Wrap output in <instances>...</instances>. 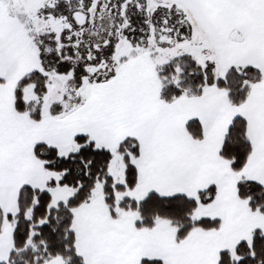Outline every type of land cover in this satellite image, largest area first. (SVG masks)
Segmentation results:
<instances>
[{
    "label": "snow or ice",
    "instance_id": "6c2138e0",
    "mask_svg": "<svg viewBox=\"0 0 264 264\" xmlns=\"http://www.w3.org/2000/svg\"><path fill=\"white\" fill-rule=\"evenodd\" d=\"M0 264H264V0H0Z\"/></svg>",
    "mask_w": 264,
    "mask_h": 264
}]
</instances>
